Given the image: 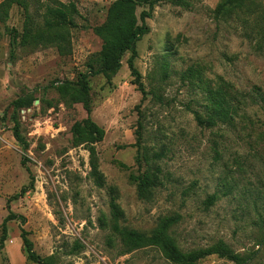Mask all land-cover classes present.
I'll list each match as a JSON object with an SVG mask.
<instances>
[{"label": "rangeland", "instance_id": "1", "mask_svg": "<svg viewBox=\"0 0 264 264\" xmlns=\"http://www.w3.org/2000/svg\"><path fill=\"white\" fill-rule=\"evenodd\" d=\"M22 1L0 21V239L11 209L26 217L35 250L57 254L59 264H178L156 246L124 254L113 229L115 203L121 227L150 234L170 220L169 234L184 252L222 244L247 258L244 264H264V0H243L219 15L223 0L156 3L137 43L143 87L127 64L131 52L117 73L90 77L92 119L104 132L97 171L88 145L76 144L72 132L87 110L61 85L100 52L95 28L115 0ZM58 2L78 9L65 28L66 50L46 27L58 22L47 14ZM26 9L37 37L22 44ZM220 89L238 112L235 121L203 126L196 112L210 118V97ZM28 92L39 103L20 111L24 150L9 117L13 100ZM146 169L162 182L144 198L137 177ZM20 226L8 222L0 264H36L27 260ZM196 264L236 263L213 254Z\"/></svg>", "mask_w": 264, "mask_h": 264}, {"label": "trees", "instance_id": "2", "mask_svg": "<svg viewBox=\"0 0 264 264\" xmlns=\"http://www.w3.org/2000/svg\"><path fill=\"white\" fill-rule=\"evenodd\" d=\"M55 1V0H53ZM160 0H115L109 10L107 21L96 27V33L103 40V45L98 55L90 62L87 63V70L78 74V78L75 81H66L61 85L63 94L69 95L72 102H82L87 110V118L76 122L72 127L74 142L76 144L86 143L90 152L91 164L94 171L98 169V156L96 143L101 141L104 137L103 130L92 119V102L90 98V77L96 75L110 76L117 73L122 67V59L125 53L131 52V56L127 60V64L131 70V74L134 77L135 83L140 87H143L141 82V73L136 67L135 59L138 56L137 43L142 37L148 33L149 25L147 19L153 14L155 5ZM243 0H223L217 5V13H226L229 9L239 5ZM14 4L24 5L22 0H2L0 2V21L6 22L10 15V10ZM148 5V9L141 11L140 15H137V7L142 5ZM26 24L22 34L21 43L27 44L34 40L37 35L34 34L33 20L31 15L26 9ZM47 14L57 18L58 22L46 21L47 30L52 34L50 41L60 42L59 48L62 50L67 49V45L63 44L66 40L65 28L68 25L74 24L75 15L78 14V9L75 3L69 4L58 2L56 6L48 5ZM264 37V33H263ZM19 39V32L15 29L12 31V42L17 44ZM228 94L220 89L217 96L212 95L210 97L213 101V105L210 108L211 117L203 119L201 115L196 112V119L203 126H213L218 121L220 122H234L238 114L236 108L232 107L227 101ZM260 98V97H259ZM264 105V96L261 97ZM38 98L32 93L28 92L13 100L11 107L13 111L10 115V121L13 123V135L19 142L24 150L29 149L28 139L23 135L21 130L20 111L22 109L31 108ZM261 101V100H260ZM7 116V115H6ZM6 118V117H3ZM24 165L27 163V159H22ZM27 166V165H26ZM29 169V168H28ZM138 189L142 197H149L162 180L160 176L154 171V169H146L141 175L137 177ZM35 185L34 176L31 174L30 187ZM29 186L22 188L19 194L13 196V198L24 194ZM10 198L8 203L11 202ZM113 213L115 215V224L113 229L120 236L124 245L123 253H130L134 250L156 246L169 260L178 264H196L200 259L213 254H219L220 256H226L233 260L236 264H244L247 258L233 253L226 249L222 244L213 245L211 247L199 250H193L189 252L182 251L177 245L174 238L169 234V227L171 221H163L158 227H156L150 234H145L135 229H129L127 227H121L118 219L121 215L119 206L115 203L112 204ZM19 219L21 222L20 232L21 239L26 251L28 262L36 264H59L58 255H41L35 250L34 242L30 238V232L24 227L26 223V217L9 210V214L5 218L2 224V236L0 239V252L5 246V241L8 237V222L10 220Z\"/></svg>", "mask_w": 264, "mask_h": 264}, {"label": "water", "instance_id": "3", "mask_svg": "<svg viewBox=\"0 0 264 264\" xmlns=\"http://www.w3.org/2000/svg\"><path fill=\"white\" fill-rule=\"evenodd\" d=\"M35 103H39V100L37 99V100L35 101Z\"/></svg>", "mask_w": 264, "mask_h": 264}]
</instances>
